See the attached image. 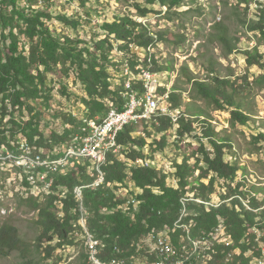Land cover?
Segmentation results:
<instances>
[{
  "label": "trees",
  "instance_id": "trees-1",
  "mask_svg": "<svg viewBox=\"0 0 264 264\" xmlns=\"http://www.w3.org/2000/svg\"><path fill=\"white\" fill-rule=\"evenodd\" d=\"M41 1L53 4V0H0V26L3 29V47L0 49V154H22V144H13L12 140L19 142L25 139L27 146H35L36 151L49 148L62 150L40 152L42 158L55 160L66 154L62 146H69L73 137L58 135L56 128L43 131L40 118L43 113L31 103L40 102L44 97L43 104L51 107L53 92L50 91L51 80L48 78L53 74L50 73L57 69L65 76L76 73L86 92L82 97L86 103L85 117L63 115L68 125L65 133L76 131V127L84 124L89 115L100 113L105 116L111 108L123 110L126 108L125 77L122 76L120 82L116 83L109 70L118 66L119 69L114 71H120L121 75L123 67L129 65L136 74V68L147 67L150 59L154 64L153 71L173 70V63L160 61L153 48L158 42L180 44L186 40L183 34L168 30L154 31L141 18L148 17L154 11L152 6L159 5L160 13L166 11L170 19L172 14L180 13L182 7H190L182 13L189 12L197 0L135 2L133 5L138 17L126 13L118 14L112 21L105 20L99 25L100 38L96 35L84 38L58 33L49 23L53 14L40 5ZM80 1L86 3L87 0ZM252 3H256L255 9ZM236 8L245 11L244 25L264 38V0H238ZM56 17L77 31L83 25L82 18L65 13ZM213 27V37L223 44L226 57L239 49L236 39L229 35L222 22H216ZM22 36L27 42H23ZM244 54L248 66L258 65L264 69V54L258 48L245 50ZM207 58L210 62L208 70L212 74L209 81L194 74L188 65L181 68L191 84L189 102L184 97V88L176 84L167 91L165 85L160 91L163 94L169 92L170 111L158 110L151 118L134 120L119 131L118 145L107 153L102 168L105 173L102 184L97 187L90 185L95 180V175L88 172L90 161L79 156L70 158L66 172L49 167L36 168L43 174L48 171L47 179H53L50 190L36 195L31 192L30 182L26 178L24 184L28 187L27 193L19 198L20 203L37 212L35 224L38 233L28 240L20 234L16 225L5 221L0 226V256L7 257L18 252L23 257L20 264H37V255L42 260L49 259L57 250L75 245L74 233L80 231L86 236V246L78 257L79 264H90L92 260L89 234L95 240L97 249H102L97 258L103 264H119L116 260L120 259L125 260L126 264H135L139 255L147 257L146 261L152 263L159 259L156 254L147 253L146 239L149 237H153L155 242L167 230L177 248V243L188 241L189 235L192 239L213 238L225 228L227 239L220 237L215 241L213 247L216 252L208 264H256L262 251L256 240L255 228L262 232L261 239L264 241V209H260L264 203V186H250L246 166L240 165L238 160H226V148H232L233 141L229 136H219L207 118L210 117L209 109L230 110L231 126L253 123L259 129L255 140H264V121L257 124L253 111L245 109L247 101L242 96L250 94L247 87L251 83L247 76L240 74L232 78L231 75L223 77L216 74L213 66L216 61L211 56ZM262 80L264 74L256 82L261 83ZM60 82L63 83L61 91L64 95L68 94V87ZM136 88L141 94L147 90L138 79L133 81L130 90ZM198 101L205 102L209 109L199 105ZM25 111L30 114L28 120L23 115L16 116L17 112L25 114ZM178 111L180 116L174 122L171 113ZM201 115H204V124L207 125L200 135L195 134L194 122ZM8 116L10 118L6 120ZM174 125H177V135L181 138L193 137L198 140V147L192 153L195 162H190L191 157L186 156L182 162L175 163L176 172H171L179 187L173 182L168 185L166 180L171 175L164 168L151 166L149 159H146L149 157L144 153L150 143L152 154L163 150L169 143L170 130ZM140 128L147 129L146 136L140 134ZM36 135L40 136L39 140L35 138ZM148 137L153 140L150 142ZM50 139L52 141L49 142ZM5 146H8V150H4ZM122 154L125 157L119 156ZM30 155L35 156L34 149H31ZM199 170V175L195 176ZM239 171H243V176L237 180ZM78 187L83 190V201L77 195ZM135 188H141L142 192H136ZM59 194L62 201H59ZM186 194L193 198L190 200H194L188 203V212H195L196 215L182 213L184 206L181 199ZM214 195L222 196L223 203L217 206L196 201L197 198L211 201ZM240 197L249 201V207ZM136 206H139L137 211ZM82 218H85L88 230L81 224ZM181 218L180 223L189 225L192 232H182L185 227H177Z\"/></svg>",
  "mask_w": 264,
  "mask_h": 264
},
{
  "label": "rangeland",
  "instance_id": "rangeland-1",
  "mask_svg": "<svg viewBox=\"0 0 264 264\" xmlns=\"http://www.w3.org/2000/svg\"><path fill=\"white\" fill-rule=\"evenodd\" d=\"M143 1L144 0H87L86 3H82L80 0H53V4L42 3L43 1H41L40 5L45 6V8L53 14L54 17L49 21V23L53 29L58 31V33L70 35L72 37L81 35L84 38H90L91 36L96 35L97 38H100V24H102L105 20H114L118 14L130 13L134 14L137 18L138 15L136 14V9L133 4L135 2ZM237 3L238 0H197V3L193 4V8L190 9L189 12L182 13L186 11L185 9L190 8L187 6L182 7L179 9L180 13L172 14V18L170 17V19L166 11L162 10L163 12L160 13V6L155 5L152 6L154 11L151 12L148 17H139L138 19L141 18L146 21V23L150 24L152 30L154 31L168 30L170 32H174L175 34H183L186 37V40L183 43L177 44L164 41L158 42L153 48V51L155 50V54L158 55V59L160 61L164 63L170 61L174 65L173 70H163L162 72H159V76L161 78L159 79V82H161L162 85L171 87L172 85L174 86L177 84L178 86L184 88V97L186 101L189 102L191 100L189 94L191 84L187 79V75L182 72L181 68L183 65H188L194 74L209 81L210 75L212 74L208 70L210 62L207 57L211 56L216 61V64L213 65L216 74L222 75L223 77L231 75L233 76L232 78H235L240 74H245V76H247L248 81L251 83L247 87L250 94L242 96V98L247 101L245 109L248 108L250 111H253V117L257 120V124H261V121H264V81L262 80L261 83H257L256 79L264 74V69L260 68L258 65L248 66L244 51L250 48H258V50L264 54V38L261 37L260 34L250 31L247 26L244 25L242 20L246 17L244 15L245 11L243 9L236 8ZM251 6L253 9L256 8L255 3H252ZM64 13L74 18H82L83 25L80 26L78 31L70 26H66L56 17L57 14ZM216 22H222L227 27L229 35L236 39L239 49L235 50L234 53H231L228 57L223 54V44L213 37L215 34L213 25ZM2 30L3 29L0 26V49L3 47ZM22 40L23 42H27L26 38L23 36ZM116 48L115 51L118 50V48L117 50ZM203 52H207V54L205 53V55H202ZM115 69L119 68H111L109 72L113 76L112 79L118 83L120 82L122 75H120V71H114ZM34 72L36 73V71ZM50 74H53V76L49 75L48 78L49 81L51 80V84H49V86L52 87L50 91L51 93L53 92L51 96L56 95L58 97L56 102H54V97L51 98L50 106L63 114V110L65 108L71 105H76L78 102L77 100H82V97H84V86H82L81 82H79L76 73H70L69 76H65L60 69H57V71ZM60 76H63V78ZM65 78L69 86H72L73 90L71 91L68 88V94L66 95H64L61 91L63 83L60 82H64ZM54 79L56 81H54ZM65 89L66 88H64V90ZM44 100L42 102L32 101L31 103L35 106L36 110L42 111L43 115L40 117L42 122L41 128L43 131L48 132L50 128V114L45 111L46 109L44 106L46 105L43 104ZM198 104L207 108L206 103L203 101H198ZM160 105L165 107L167 102L160 99ZM208 111L210 113V117L207 119L216 128L217 132H219V136H229L233 141V147L226 148V160H238L240 165L246 166L249 170L248 178L250 179V182L248 181V184L250 186L257 184L258 186L263 187L264 140H255L254 138V136L259 134V129L253 125V123H250V125L238 124L235 127L231 126L230 110L209 109ZM85 113L86 110H79L75 114L77 117L83 118L85 117ZM21 115L24 116L25 114L22 112H17L16 114L17 117H20ZM204 118V115H201L199 116V119L194 122V126L196 127L195 134L201 135L203 133L204 126L207 125L204 124ZM149 120L150 119H148V121ZM176 126L177 125H174L171 128L170 138H168L169 143L163 150H157L152 154L153 148L151 143L144 149V153L149 157L146 159H149L148 162L151 166L164 168L168 174L171 175V178L168 179L167 177L166 181L168 184H172V180L174 179L172 178L171 172L176 169L175 163L182 162L186 156H190V162L194 163L195 157H192V153L194 149L198 147L197 139L193 137L181 138L178 136ZM67 127L68 125L65 123V129ZM262 130L264 132V123ZM147 133L148 131L146 128L145 130L144 128L143 130L140 128V134L146 136ZM148 140L151 142L153 139L148 137ZM12 142L13 144H22V154L16 155L10 151L8 154H0V226L5 221H10L19 228L20 234L23 237L28 240H32L38 233V228L35 224L37 212L31 209L28 205L20 203L19 198V196L23 193H27L28 187L24 184L26 178L30 182L32 193L42 195V192L49 191L50 188L48 183L51 182V179H47L48 171L43 174V171H37L36 168L49 167L52 170H62L64 167L59 165V162L63 161L66 154L71 150L78 152V145H80L82 141H76V147H70L74 145L73 137L69 146H62L63 150H66V154L59 159L50 160L48 158H42V162H51V166L48 165V163L43 166H40L42 164H38V158L30 155L31 149L27 146V141L25 139H21L19 142L12 140ZM205 142L207 144V139ZM7 148L8 146H5L4 150H8ZM209 148H211V146H209ZM75 156L80 155L74 153V156L71 157ZM119 156L125 157L124 154ZM80 157L90 161L88 172H94L97 167L95 158L90 156ZM26 161H29V163ZM32 170H36L39 174L35 176L32 173ZM67 170L68 169L63 170L62 172ZM199 173L200 170L197 171L195 176H198ZM242 176L243 171H239V177L237 180H240ZM190 180H193V178H190ZM205 182L209 183L208 180H205ZM3 183L5 185H2ZM189 186L191 187V185ZM240 198L244 204L249 207V201L243 197ZM223 199L224 198L222 196L214 195L211 201L208 202L213 204H222ZM260 209H264V203L261 204ZM80 222L86 227L85 218H82ZM187 226L189 227V225ZM74 234L76 236L75 245H69L65 249L57 250L55 255L49 259L42 260L41 256L37 255L39 258L37 264H79L78 257L82 251H85L86 236L80 231H77ZM88 237L91 240L92 245L91 259L95 260V264H103L97 258V255H94V240L92 236L89 234ZM149 238L146 239L147 243H154L152 239L153 237ZM208 258L209 261H212L213 255L211 254ZM146 260L147 257L139 255L134 262L135 264H156L158 262L155 261L150 263ZM20 261H23V257L18 252H14L7 257L0 256V264H20Z\"/></svg>",
  "mask_w": 264,
  "mask_h": 264
},
{
  "label": "built area",
  "instance_id": "built-area-1",
  "mask_svg": "<svg viewBox=\"0 0 264 264\" xmlns=\"http://www.w3.org/2000/svg\"><path fill=\"white\" fill-rule=\"evenodd\" d=\"M153 66L154 64L150 59V63L147 67L142 66L141 68H136L135 70L136 78H138V82H142L143 88H148L150 91H157L156 103H158L160 99L168 101L167 91L171 87L159 86V79L161 78L159 76L158 71H153L152 69ZM115 67L118 68V66ZM40 69H43V67H41ZM64 83L71 91H73L72 86H69L66 79H64ZM161 87H165L167 90L164 94L160 91ZM85 93L86 92H84V97H85ZM52 97H54L55 100L54 102H56L58 97L56 95H52ZM124 97L126 99V103H125L126 106H132V108H137L136 116L115 117L112 114V110H109L105 116H102L100 113H97L94 116L89 115V119L86 120L84 124L77 126L76 131H74L73 133H65V123L67 122V120L63 117V115H67L68 117H73L75 113H77V111L86 110V103L83 100H77L78 102L76 105H71L65 108L63 110L64 111L63 114L56 111L55 108L52 107L48 108L44 106V108L46 109L45 111L50 114L49 116L50 128H57V134L60 136L68 135V137H74V145L70 147H76V141H85L84 149H86L88 153H90L91 155L100 158V147L102 143H104V141H114V135H110V127L126 125L127 123L133 122L134 120H136L137 118L141 117L144 114L152 113L151 111H146V108H140V100H139V95H137V88H136V92H129L127 89V81H125ZM40 100H41L40 102H42L44 100V97L41 98ZM9 118L10 116H8L6 120H8ZM23 118L25 120H28L30 118V114L28 113V111H25V115L23 116ZM35 138H38L39 140L40 136L36 135ZM50 141H52V139H50L49 142ZM29 149H34L36 158H40V152L62 151L52 148L46 149L45 151H36L35 146ZM114 150H112L111 152H113ZM26 162L29 163V161ZM176 170L177 169H174L173 172L175 173ZM32 173L35 176L39 174L37 173L36 170H32ZM2 185L5 184L3 183ZM132 186H134V184H132ZM181 200L183 201V206H184L182 213L184 215H196L195 212H188V208H187L188 203L194 202V200H188L187 194L183 196ZM59 201H62L60 194H59ZM138 208L139 206H136V211L138 210ZM216 228H218V225ZM182 232H192V231L184 230ZM255 234L257 236L256 240L258 242V245H260L261 251L263 252V262H264V241L261 239L262 232L258 228H255ZM93 250H95V255H99V252L102 250V249H97L95 247V240L93 241ZM176 251H184V260L181 264H203V260H206L203 258V246L201 243H200V250H192V249H186L185 244H178V243H177V248H169V246L164 245L160 240H156L154 243L148 244V249H147L148 254L149 253L156 254L157 259H159L160 261V264H172V258L175 255ZM215 252H216L215 247L212 246L211 254H214ZM116 261L119 264H126L125 260L120 259ZM90 264H95V260H90Z\"/></svg>",
  "mask_w": 264,
  "mask_h": 264
},
{
  "label": "bare ground",
  "instance_id": "bare-ground-1",
  "mask_svg": "<svg viewBox=\"0 0 264 264\" xmlns=\"http://www.w3.org/2000/svg\"><path fill=\"white\" fill-rule=\"evenodd\" d=\"M255 5H256V3H255ZM116 50H117V48H116ZM121 75L125 77V81H127L128 89L129 90L132 89L133 81L138 79V78H136V74L131 70V67L129 65H125L122 69ZM118 78H120V77H118ZM161 85H162V83L159 82V86H161ZM129 92H136V90L135 89L130 90ZM137 95H139L140 108H146V111H151L152 113L144 114L141 117L137 118L136 120L151 117L153 114H156L158 110H160L162 112L170 111V107H169L170 103L168 101H166L167 105L165 107L160 105V100L158 103H156L157 91H150L147 88L145 94H141L140 91H137ZM168 95H169V92H167V98H168ZM109 110H112V114L115 117H128V116H136L137 115V108H132V106H126V108L123 110H119L117 108H111ZM171 114L173 115L174 122H176L180 116L179 112H173ZM127 124H129V123H127ZM124 126L125 125H119L117 127H110V135H114V141H104V143H102V145L100 147V158H97V157L91 155L90 153H88V151L86 149H84L85 148V141H82V143L80 145H78V152L75 150L74 151L71 150L69 153L66 154L63 161L59 162L60 163L59 165H62V167H64L61 171L68 169L69 164L71 162L70 158H72L71 156H74V153L77 155H80V156H88V157L90 156V157L95 158V160L97 162L96 169L94 170V172H91V174L93 176L95 175V180L90 185L91 186L96 185V187H97V185L102 184L104 182V179H105L104 178L105 173H104L102 168H103L104 162H106L107 153L111 149L117 147V145H118L117 136H118L119 131L122 130L124 128ZM47 163H48V165H50L51 162H48V161L42 162L41 156H40V158H38V164H42L40 166L46 165ZM64 172H66V171H64ZM43 181H45V180H43ZM48 182H46V183H48ZM172 182L175 186L179 187L178 183L175 179H173ZM52 184H53V179H51V182L48 183V186L50 187V186H52ZM135 189H136V192H138V193L142 192L141 188H135ZM120 191H122V190H120ZM76 192H77L79 199L81 201H83V190H82V188L78 187L76 189ZM187 199L190 200L193 198L187 196ZM202 199L197 198L196 201L203 203V204H207V205H217L218 206L221 204V203L213 204V203H210L208 201H204ZM181 220L182 219H180L177 222V224H176L177 227H185V230L190 231V229L187 225L180 223ZM86 230H88L87 227H86ZM188 233H190V232H188ZM220 237H222L223 239H227L225 228H222L220 233H217L213 238L203 237V238H198V239H192L189 235V240L188 241L182 240L181 244H185L186 249L200 250V243H201L203 246V258L206 259V260H203V264H208L209 263L208 257L211 255V248H212V246H214L215 241L217 239H219ZM158 240H160L164 245L169 246V248H176L175 245L173 244V242L171 241V237H170L167 230L165 231L164 236ZM183 260H184V251H176L175 255L172 258V264H181L183 262ZM255 263L256 264H264L263 252H262L260 260H256ZM156 264H160V261H158Z\"/></svg>",
  "mask_w": 264,
  "mask_h": 264
}]
</instances>
